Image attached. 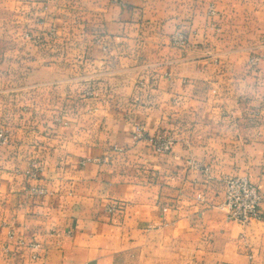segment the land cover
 Masks as SVG:
<instances>
[{
    "label": "crops",
    "instance_id": "crops-1",
    "mask_svg": "<svg viewBox=\"0 0 264 264\" xmlns=\"http://www.w3.org/2000/svg\"><path fill=\"white\" fill-rule=\"evenodd\" d=\"M3 3L25 27V101L34 87L36 117L61 120L0 153V264H135L142 241L180 262L264 264V0ZM135 124L172 150L133 144ZM225 175L258 186L262 221L226 220Z\"/></svg>",
    "mask_w": 264,
    "mask_h": 264
},
{
    "label": "rangeland",
    "instance_id": "rangeland-1",
    "mask_svg": "<svg viewBox=\"0 0 264 264\" xmlns=\"http://www.w3.org/2000/svg\"><path fill=\"white\" fill-rule=\"evenodd\" d=\"M211 5L215 10V15L209 14L208 9ZM216 16V7L213 3H210L207 7V17L211 20V26L213 25V19ZM4 31L11 32L12 34L11 37H7V34L6 36L3 34L0 36V133L6 137V139L0 144V153L11 144H16V152H19L18 147L22 143L30 146L34 145L38 140V130L46 127L49 128L50 125L57 122L60 123L61 120L60 118L46 119L36 117L35 110L37 103L34 100V87L29 92L31 95L29 98L30 101H25L26 90L23 84V78H25L26 71L20 70L19 66H17L22 59H25L23 55L24 48L18 44L21 41L19 35H21L22 32H25V27L15 9V6L12 5L11 7L9 5H4L3 0H1L0 32ZM9 41L11 42L10 45L8 44ZM171 44L175 47L184 48L187 45V40L182 33L178 32L173 38H171ZM260 60L261 57L258 54H253L248 59V66L251 68L255 67ZM7 63H10L11 65L6 69L3 66ZM137 85H139L140 88H145L146 86L144 80H140ZM86 90L87 91L85 92H87V95H93L92 92L94 91V87L88 86ZM37 164L38 163L34 160L29 161L28 165H30L29 168L31 171L29 170L28 173L30 175L36 174V169L40 168ZM163 242L164 241H142V244L139 247L140 251L134 253V263L193 264L185 261L180 262L178 247L176 245L164 246ZM130 264L133 263L130 262Z\"/></svg>",
    "mask_w": 264,
    "mask_h": 264
},
{
    "label": "built area",
    "instance_id": "built-area-1",
    "mask_svg": "<svg viewBox=\"0 0 264 264\" xmlns=\"http://www.w3.org/2000/svg\"><path fill=\"white\" fill-rule=\"evenodd\" d=\"M209 14L215 15V10L211 5ZM6 137L0 133V144ZM146 141L151 149L157 154L168 153L172 150L174 139L171 135L164 132H157L154 135H148L142 124H135L132 131V142L137 143ZM115 151H121V148L115 147ZM107 157H104V161ZM193 168L202 170L204 173L209 172L208 166H202L197 161H190ZM224 187L223 200L217 205L227 221L236 222L246 225L252 221H262L263 213L261 210L262 194L259 188L253 184L247 175H225L222 178ZM41 192V191H40ZM12 234H10V237ZM30 247L34 250H40L39 243L32 242ZM37 258V254L32 256ZM251 258V256H249Z\"/></svg>",
    "mask_w": 264,
    "mask_h": 264
}]
</instances>
